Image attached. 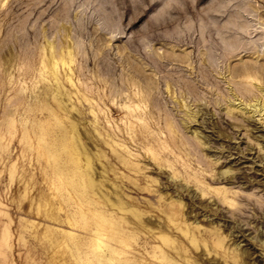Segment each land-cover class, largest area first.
Here are the masks:
<instances>
[{
	"label": "rangeland",
	"instance_id": "374dc122",
	"mask_svg": "<svg viewBox=\"0 0 264 264\" xmlns=\"http://www.w3.org/2000/svg\"><path fill=\"white\" fill-rule=\"evenodd\" d=\"M262 104L264 0H0V264H264Z\"/></svg>",
	"mask_w": 264,
	"mask_h": 264
},
{
	"label": "bare ground",
	"instance_id": "6f19581e",
	"mask_svg": "<svg viewBox=\"0 0 264 264\" xmlns=\"http://www.w3.org/2000/svg\"><path fill=\"white\" fill-rule=\"evenodd\" d=\"M263 105V104H262ZM126 106V105H125ZM262 110H264V105L261 107ZM259 111V110H258ZM135 113V112H134ZM131 114V113H130ZM140 115V114H139ZM148 120V119H147ZM131 121V120H130ZM149 121V120H148ZM148 124V123H147ZM149 125V124H148ZM174 132V131H173ZM244 157V156H243ZM246 157V156H245ZM244 157V158H245ZM157 161V160H156ZM223 164V163H222ZM227 176V175H226ZM77 177V174H76ZM228 177V176H227ZM226 177V178H227ZM221 178V177H220ZM229 180V179H228ZM79 184V183H78ZM231 190L225 189L224 190V197L225 198H229V194H230ZM237 194V193H236ZM238 195V194H237ZM244 197V196H242ZM231 198V197H230ZM246 198V197H244ZM248 198V196H247ZM250 198V197H249ZM232 199V198H231ZM235 200H233L232 204H234ZM262 205V204H261ZM263 206V205H262ZM90 211L93 214V217L96 219L95 220V225H91L90 223H88V215L86 213V211H84V209H80L78 211L77 215V219H76V225H82L83 228L85 229L84 234L86 235V239L83 241L81 240V236H79V232L76 231V229H71V231L69 232L71 234V237L74 239L75 244L78 246V249L80 251H84L85 250V245L88 246V248H91V254L95 255V256H99L101 254H98V251L102 249V247L104 245H106L107 242H109L110 240L105 239L104 237H102L104 234H107L105 232H108L109 229L108 227H112L113 230L118 227V222H115L104 210H102L101 208L95 207V208H89ZM262 209V208H261ZM89 211V210H88ZM87 211V212H88ZM113 214V213H112ZM91 215V213H90ZM73 219V218H72ZM73 222V221H72ZM72 225V224H71ZM104 225V227H103ZM122 226V225H121ZM120 227V226H119ZM117 228L118 234H114L112 233L111 235H108V237L114 238V239H119L120 243L124 242L128 247H130L131 245L128 242H125L124 237H123V233L120 230V228ZM123 227V226H122ZM199 229V228H197ZM79 231V230H78ZM122 233V234H121ZM128 233V232H127ZM191 233L193 237L196 238V230L195 228L191 229ZM82 234V235H84ZM127 236V235H126ZM70 237V238H71ZM124 244V245H125ZM76 246V247H77ZM116 247V246H115ZM123 248V247H122ZM114 249V248H113ZM82 253V252H81ZM86 253L88 254L89 251L86 250ZM98 254V255H97ZM111 255V252H110ZM88 259L90 260V263H93V259L91 257H88ZM112 260V258L110 259ZM122 261V260H121ZM126 261V260H125ZM104 261L102 259H99V264L103 263ZM138 262V261H136ZM121 263V262H120ZM124 263V262H123ZM127 264V263H126ZM138 264V263H136Z\"/></svg>",
	"mask_w": 264,
	"mask_h": 264
}]
</instances>
